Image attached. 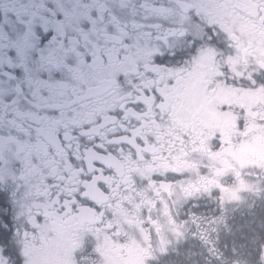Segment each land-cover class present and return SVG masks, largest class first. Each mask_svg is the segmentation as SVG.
<instances>
[{
	"label": "flooded vegetation",
	"instance_id": "1",
	"mask_svg": "<svg viewBox=\"0 0 264 264\" xmlns=\"http://www.w3.org/2000/svg\"><path fill=\"white\" fill-rule=\"evenodd\" d=\"M73 5L0 0V264H211L258 207L264 0Z\"/></svg>",
	"mask_w": 264,
	"mask_h": 264
},
{
	"label": "trees",
	"instance_id": "2",
	"mask_svg": "<svg viewBox=\"0 0 264 264\" xmlns=\"http://www.w3.org/2000/svg\"><path fill=\"white\" fill-rule=\"evenodd\" d=\"M242 221L237 225L233 220L224 236H219L215 242L216 251H211L209 260L211 264H222L223 261H229L232 254L236 251L237 256L249 259L251 264L261 263V249L264 244V202L259 204L254 210L245 211L241 217ZM256 233L258 235H256ZM233 246V251L227 247ZM226 247V248H225ZM200 255L202 263L206 258ZM199 262V263H200Z\"/></svg>",
	"mask_w": 264,
	"mask_h": 264
},
{
	"label": "rangeland",
	"instance_id": "3",
	"mask_svg": "<svg viewBox=\"0 0 264 264\" xmlns=\"http://www.w3.org/2000/svg\"><path fill=\"white\" fill-rule=\"evenodd\" d=\"M260 154L262 157L258 159V164L260 165L261 171H264V149L261 150ZM243 171L248 172L245 167ZM259 176H262V178L258 181L253 177L252 179L243 178L239 185H235L228 191L226 204H242L243 208H247L250 203L262 204L264 202V174H259Z\"/></svg>",
	"mask_w": 264,
	"mask_h": 264
},
{
	"label": "snow or ice",
	"instance_id": "4",
	"mask_svg": "<svg viewBox=\"0 0 264 264\" xmlns=\"http://www.w3.org/2000/svg\"><path fill=\"white\" fill-rule=\"evenodd\" d=\"M19 2H20V0H13V4L17 5V7L15 8V11L17 12L18 15H20L26 11V9L19 7ZM65 2H66V6H67L68 10L64 13V16H65L66 21H68V23L70 24L73 17L75 16V7L73 5V0H65ZM77 2H78V0H77ZM93 23H95V22L93 21ZM48 57L50 60H52L55 63L56 60L61 58L60 48L54 47V48L50 49L48 52ZM49 79H52L51 74L49 75ZM37 83L41 84L42 88L46 87L49 89V91L52 90L51 85H48V84L40 82V81H37ZM0 150H2V149H0Z\"/></svg>",
	"mask_w": 264,
	"mask_h": 264
},
{
	"label": "water",
	"instance_id": "5",
	"mask_svg": "<svg viewBox=\"0 0 264 264\" xmlns=\"http://www.w3.org/2000/svg\"><path fill=\"white\" fill-rule=\"evenodd\" d=\"M261 258H262V263L264 264V245H263L262 251H261Z\"/></svg>",
	"mask_w": 264,
	"mask_h": 264
},
{
	"label": "bare ground",
	"instance_id": "6",
	"mask_svg": "<svg viewBox=\"0 0 264 264\" xmlns=\"http://www.w3.org/2000/svg\"><path fill=\"white\" fill-rule=\"evenodd\" d=\"M261 251H262V249H261Z\"/></svg>",
	"mask_w": 264,
	"mask_h": 264
}]
</instances>
